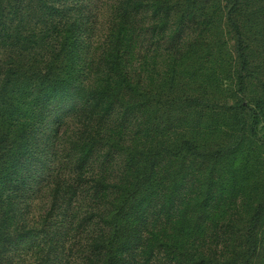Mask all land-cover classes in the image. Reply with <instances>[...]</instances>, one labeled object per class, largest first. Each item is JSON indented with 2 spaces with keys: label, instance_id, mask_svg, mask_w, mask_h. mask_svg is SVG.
Returning a JSON list of instances; mask_svg holds the SVG:
<instances>
[{
  "label": "trees",
  "instance_id": "16d2710c",
  "mask_svg": "<svg viewBox=\"0 0 264 264\" xmlns=\"http://www.w3.org/2000/svg\"><path fill=\"white\" fill-rule=\"evenodd\" d=\"M61 1L24 0L69 16L49 35L0 0V264L39 185L73 264H264V0Z\"/></svg>",
  "mask_w": 264,
  "mask_h": 264
},
{
  "label": "rangeland",
  "instance_id": "374dc122",
  "mask_svg": "<svg viewBox=\"0 0 264 264\" xmlns=\"http://www.w3.org/2000/svg\"><path fill=\"white\" fill-rule=\"evenodd\" d=\"M26 2H28V0H25ZM33 1V0H32ZM36 2H38V0H35ZM50 1V0H48ZM65 0H62L61 2L63 3ZM71 3H67L66 8L70 5ZM20 15L19 18L21 20V25H22V32L24 34V24L27 23L29 24V27H34L36 32H39L40 29L44 30V32H47V34L52 35V34H56V28H54L53 22L54 20H62V23H65V28H69V21L68 19L69 16H60L57 13H55L54 10H52L50 13H48L46 16H44L42 19L40 17L41 12L40 11H36L35 13H31V16H33L35 14L34 20H32L31 23H29L27 21V8H25V18H24V0H20ZM37 8H41L39 5ZM65 8V9H66ZM75 12V10H74ZM73 12V13H74ZM37 13V14H36ZM105 13V12H104ZM72 16V15H70ZM78 17V13L74 14L73 17L71 18L72 20L74 18ZM97 20H102L100 17L99 18H94L92 19V22H96ZM82 21H85L82 20ZM72 26V23H70ZM64 26H61V30ZM78 27V26H77ZM6 31L9 32L10 34L11 31L9 29V27H6ZM79 34H81V37L84 41H87L88 35L86 33V31H84L83 28H79L75 34L77 35V32H79ZM65 33V32H63ZM90 39L92 40L94 37L98 36L96 34V32L94 30H90ZM17 46H21L19 43H16V41L14 39H9L8 41H3L2 43H0V72H5L6 68L4 65H8L9 63L15 61V60H20L23 59L20 55L21 53L24 52L23 50H19ZM165 52L167 54H170L173 52V49H171V46H169L168 44H166L165 46ZM96 48L92 47V51H95ZM21 52V53H20ZM172 58V57H171ZM159 62V58L157 59ZM2 76V75H1ZM226 88V87H224ZM224 100V99H223ZM222 102V101H220ZM69 113V112H68ZM72 115V113H70ZM72 117V116H71ZM71 117L65 116L66 121ZM225 122V121H224ZM220 132H218L219 134ZM220 137H223L224 134H220ZM17 173L16 175L19 176V178H23L24 177V165L22 167V171L20 168V165H18V167L16 168ZM112 181V180H111ZM17 181H9L8 185L14 189H24V183H20ZM50 192L46 190L45 187L41 188V186L39 185V188H34L33 190L27 191L25 194V197L27 198L26 203L27 204H31V208L28 210H25L26 216H27V224L31 227L35 228H39L41 231L42 236L39 238V242L40 244L37 246V242L32 245H27L26 249L24 250V240L22 241V244L20 247L16 246L11 248V251L7 254V258L5 260H3L2 264H45L46 260L43 259H47L49 256L50 258H52L53 260H51V264H59L61 261H63L65 264H73L74 260H72V258H75V256H70L69 258L70 263H69V258L65 259L63 257V248L59 247L58 251L55 252H51L52 251V246L50 245L51 242H58L57 238H60V240L62 241V244L64 245L63 241L64 239L60 236V233L57 234V236H53V233H51L50 229H47L43 223H42V217L46 214V212L48 211V208L51 204L50 202ZM17 194V193H16ZM16 194H14V196H16ZM49 194V195H48ZM8 196V192L7 189L4 190L3 192V198L9 202L10 198L7 197ZM20 201V206H19V213L16 215L17 218L20 219L21 222H18V225H22L24 226V197L20 198L19 200L17 198H14V202H18ZM21 226V227H22ZM46 228V231L43 229ZM30 242V241H28ZM27 243V242H25ZM71 245L70 242H67L65 244L66 246V252H68L69 246ZM61 246V245H60ZM68 257V256H66Z\"/></svg>",
  "mask_w": 264,
  "mask_h": 264
}]
</instances>
